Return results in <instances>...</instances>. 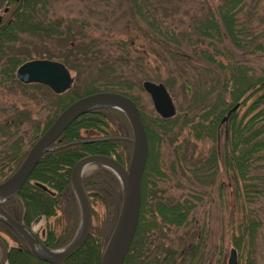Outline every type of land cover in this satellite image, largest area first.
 Segmentation results:
<instances>
[{
	"label": "trees",
	"instance_id": "obj_1",
	"mask_svg": "<svg viewBox=\"0 0 264 264\" xmlns=\"http://www.w3.org/2000/svg\"><path fill=\"white\" fill-rule=\"evenodd\" d=\"M8 1L10 4L6 13L0 14V89L8 92L20 91L23 94L28 92L29 97H33L36 91L43 90L46 94L44 102L48 113L42 121L33 120L27 114L23 115L25 117L13 120L7 113L1 114L5 110L0 108V182L16 169L31 144L48 127L58 112L74 99L98 90H111L128 96L136 104L135 99L128 93L132 83L121 73L115 74L113 70L105 73L103 69L106 63L102 66L95 65L100 71L99 76L94 77L89 72L86 78L80 80L77 74L71 87L59 94L39 83L24 84L18 81L14 71L29 58L27 57L29 54L25 53L23 48L14 45L22 33L46 38L55 37L63 42L69 41L71 45H69L68 55L59 56L60 62L73 70L83 65L84 60H88L89 49L88 42L84 43L76 39L80 34L73 32L71 23L61 28V19L50 20L47 17V6L53 0H7V4ZM245 1L247 0H221L213 12H209L204 19L193 23L190 33L186 31L178 34L159 33L164 43L173 42L177 47L184 46L186 40H192L193 44H198V49H194L197 58L209 64H215L224 77L222 80L218 78L215 81L217 84H211L210 88L192 93L193 98L188 106L190 114L183 117L181 121H178V116L174 115L167 119L154 117L150 123H147L138 108L147 138V158L140 177L138 220L122 264L200 263L202 256L199 251L200 241L184 246L181 243L182 238L179 237L177 242L179 246L181 245V247L178 246L179 248L172 247L171 243L163 242L165 235L162 228L184 226L191 204L186 199L167 201L156 198L155 180L164 174L157 165L156 153L163 141L167 140L170 145L173 144L184 128L191 132L192 140L214 139L216 128L222 117L234 104H237V107L227 116L225 122L226 134L222 163L226 169L233 172L236 185L241 181L242 188L236 187V193L241 190L244 198L247 199L246 202L251 201V197L257 194H264V176L260 177V184L245 182L248 179L250 165L258 157L257 153L264 150V92H261L264 89V69L258 75L250 74L248 66L230 59L231 52L227 46L246 49L251 42L242 37V34H246L245 29L239 25L236 17L238 8ZM138 9H140L139 5L131 2L130 10L138 12L141 19L146 20L145 14ZM225 57L226 61H223ZM247 101L245 112L236 119V109ZM110 122L119 125L118 127L123 131L129 132L125 116L116 109L110 107L93 109L70 122L57 140L51 143V145H58V148L38 158L28 179L43 182L54 188L57 192L55 197L46 195L25 181L16 194L6 201L8 212L17 219H21L20 221L27 226L36 216L41 215L46 220L56 215V210L64 205L63 215L57 216L55 221L57 224L64 219L67 225L65 227L69 229L55 233V229L47 222L49 233L45 239V245L52 248L65 245L76 230L75 200L69 182L70 167L75 161L85 154L111 155L119 146L121 153L116 154V158L121 163L127 162L130 147L127 137L78 142L80 128L89 130V128H97L96 126L100 124L108 125ZM22 123L28 125V134L26 131L19 132ZM114 134L115 131H111L110 135L115 136ZM180 141L187 144L185 137H181ZM191 145L194 146V144ZM181 147L177 143L175 150L181 152ZM216 168L217 153L212 147L205 162L196 168L199 173L201 172L199 176L194 175L197 182H209L207 178L214 175ZM82 181L86 190L87 188L92 190L89 194L92 197L99 196L98 198L104 204L110 205L111 201L115 202L114 211L107 214V221L111 222L116 215L120 195L116 178L105 168L99 167L85 175ZM11 200L13 203L10 205ZM259 224L258 220L244 217L237 227L238 236L233 237V246L239 251H245L248 247L252 248ZM0 228L7 229L1 222ZM104 233L100 229H96L95 232L90 229L82 246L68 256L64 264H100L103 248L100 238ZM7 258V264H46L25 248H9ZM246 264H253L251 258Z\"/></svg>",
	"mask_w": 264,
	"mask_h": 264
},
{
	"label": "rangeland",
	"instance_id": "obj_2",
	"mask_svg": "<svg viewBox=\"0 0 264 264\" xmlns=\"http://www.w3.org/2000/svg\"><path fill=\"white\" fill-rule=\"evenodd\" d=\"M131 2L139 5L138 11L145 14L147 22L141 19L138 12L130 10ZM220 2L221 0H53L47 6V17L50 20L61 19V28L71 23L73 32L80 34L78 37L76 35V39L84 43L88 42V60H84L83 65L77 66L75 70L65 66L72 77L71 85L77 74L80 80L86 78L89 72L94 77L99 76L100 71L95 65L102 66L106 63L103 69L105 73L113 70L115 74L121 73L132 83L128 93L135 99L147 123L159 116L154 112L148 94L141 87L143 80L164 85L175 108L174 115H177L178 121H181L190 114L188 106L193 98L192 93L210 88L211 84H217L215 81L218 78L222 80L224 75L215 64L197 58L194 49H198V44H193L192 40H186L185 43L183 42L184 46L177 47L173 42L164 43L159 33L178 34L181 31L190 33L193 23L213 12ZM9 4V1L5 4L7 8ZM1 13H6V9ZM236 17L239 25L245 29L246 34H242V37L251 42L246 49L227 45L231 52L230 59L248 66L250 74L258 75L264 69V0L245 1L238 8ZM14 45L23 48V51L29 54L27 60L60 61L59 55H68L71 44L69 41L63 42L55 37L46 38L22 33ZM223 61H226V57ZM36 92L33 93V97H29L28 92L23 94L20 91L8 92L0 89V108L5 110L1 114L7 113L13 120L25 117L26 114L33 120H44L48 113L44 102L46 94L43 90ZM261 92H264V89ZM247 104L248 101L238 106L236 119L243 115ZM226 113L222 117L225 119L223 121L221 119L216 128L214 139L192 140L191 132L184 128L173 144L170 145L166 140L157 149V165L164 174L154 179L156 198L167 201L186 199L191 204L184 226L162 228L165 235L163 242L178 247L179 237L182 238L181 243L184 246L200 241L199 251L202 256L199 264H226L230 248L235 249L236 264H246L250 258L253 264H264V194H257L251 197V201L246 202L247 199L244 198L241 190L236 193V187L242 188L241 181L236 185L233 172L223 166ZM118 126L110 122L108 125L100 124L96 126L97 128H89V130L80 128L79 134L83 138L94 135L105 137L110 135L111 131H115L114 135L127 137L129 141L131 138L129 124L128 133ZM20 128L19 132L27 133L29 130L26 123H22ZM181 137L186 138L187 144L180 141ZM177 143L182 146L181 152L175 150ZM191 144L194 146L192 147ZM212 147L217 153V168L214 175L207 178L209 182L199 183L194 175L199 176L201 172L199 173L196 168L205 162ZM128 150L129 160L131 144ZM257 156L250 165L248 179L245 182L260 184V177L264 176V150L257 153ZM128 160L123 163L124 168L127 167ZM95 169L93 164L89 165L83 170V177ZM116 180L119 185L117 178ZM91 192L92 190L87 188V194ZM71 193L75 200L77 228L80 223L79 204L72 188ZM119 193L117 212L121 190ZM98 197L90 195L88 197L91 207L90 229L93 232L96 229L105 232L100 238L101 245L104 246L117 212L111 222L107 221L106 204ZM58 215L59 212L56 210V215L46 220L43 217L38 220L34 218L30 227L32 230H38L48 222L55 230H59L63 227V220L56 224L55 218ZM244 217L258 220L260 224L255 233L253 247L239 251L233 246L232 241L234 236H238L237 227Z\"/></svg>",
	"mask_w": 264,
	"mask_h": 264
},
{
	"label": "water",
	"instance_id": "obj_3",
	"mask_svg": "<svg viewBox=\"0 0 264 264\" xmlns=\"http://www.w3.org/2000/svg\"><path fill=\"white\" fill-rule=\"evenodd\" d=\"M4 2L5 0H0V8ZM15 78L24 84H43L57 94L67 90L72 83V77L65 65L60 61L51 59L24 61L16 68ZM141 87L148 94L152 108L160 118L167 119L174 115L175 108L163 84L143 80ZM236 106L237 104L226 113V116ZM104 107L116 109L127 119L131 130L129 160L127 167L124 168L110 156L90 154L79 158L72 165L70 183L79 204L80 223L74 238L68 245L59 249L47 248L30 229L12 218L0 205V221L21 239L37 258L49 264H63L64 259L75 252L88 236L91 212L87 194L81 183L83 167L88 164L100 165L108 169L119 181L121 190L120 205L114 224L104 243L100 255V264H122L138 220L140 177L147 158V138L137 105L128 96L109 90L88 93L74 99L55 116L48 127L31 144L16 169L0 182L1 204L3 200L19 190L38 158L50 149V144L58 138L70 122L88 111ZM35 185L46 190V187L39 182H35ZM0 248V264H4L7 249L1 239ZM236 263L235 249L230 248L226 264Z\"/></svg>",
	"mask_w": 264,
	"mask_h": 264
},
{
	"label": "flooded vegetation",
	"instance_id": "obj_4",
	"mask_svg": "<svg viewBox=\"0 0 264 264\" xmlns=\"http://www.w3.org/2000/svg\"><path fill=\"white\" fill-rule=\"evenodd\" d=\"M7 0H5V2H4V4H3V6L0 8V11L2 12V11H4V8H6V10H7V6L5 5L7 2H6ZM0 12V13H1ZM43 85V84H42ZM103 139H112V140H115V139H123V137H118V136H112V135H108V136H105V137H98V136H91V137H87V138H83V137H80V139L78 140V142H92V141H97V140H103ZM57 140V139H56ZM55 140V141H56ZM50 149L49 150H47L46 152H48V151H50V150H52V149H56V148H58L59 146L58 145H51L50 144ZM46 152H44V153H46ZM43 153V154H44ZM119 153H121V149H120V147L119 146H117L116 147V150H115V152L113 153V154H111V155H107V156H110V157H112V158H114L116 161H118L117 160V158H116V154L118 155ZM86 155H90V154H85V155H83L82 157H84V156H86ZM101 155H105V154H101ZM81 158V157H80ZM76 162V161H75ZM122 166H123V163H121L120 161H118ZM89 165H91V164H88V165H86V166H89ZM95 167H96V169L97 168H99V167H102V166H100V165H94ZM72 167V166H71ZM71 167H70V171H71ZM104 168V167H103ZM106 169V168H105ZM106 170H108V169H106ZM109 171V170H108ZM110 172V171H109ZM112 173V172H111ZM113 174V173H112ZM30 175V174H29ZM29 175H28V177H29ZM114 175V174H113ZM115 176V175H114ZM28 177L26 178V180L25 181H28V183L29 184H31V185H33V186H35V187H37L36 185H35V182H38V181H34V180H30V179H28ZM82 179H83V175H82V177H81V183H82V185H83V187H84V190H85V192H86V194H87V190H86V187L84 186V183H83V181H82ZM24 181V182H25ZM23 182V183H24ZM69 182H70V172H69ZM39 183H41L42 185H44L45 187H46V190H43V189H41V188H39V187H37L40 191H42L43 193H45L46 195H48V196H50V197H55L56 195H57V192H56V190L54 189V188H52V187H50L49 185H47V184H45V183H43V182H39ZM70 187L72 188V186H71V183H70ZM72 190H73V188H72ZM73 192H74V190H73ZM16 193H14V194H12V195H10L9 197H7L5 200H3L2 202H1V207L4 209V211H6L12 218H14L16 221H18L19 223H22L23 225H25L22 221H20L19 219H17L14 215H12V214H10L9 212H8V210H7V205H6V201H9V199H10V197H13L14 195H15ZM75 194V193H74ZM91 196V195H90ZM76 197V196H75ZM89 197V195L87 194V198ZM88 201H89V198H88ZM11 203H13V201L11 200L10 201V205H11ZM64 204V203H63ZM89 205H90V203H89ZM63 206L64 205H62V208L61 209H57V211L59 212V217H61L62 215H63ZM115 207H116V204H115V202H110V205H108V207H107V204H106V210H108V212H113L114 211V209H115ZM25 208H27V206H25ZM24 208V209H25ZM79 210H80V208H79ZM90 211H91V207H90ZM41 217H43V216H41V215H39V216H36L35 217V220H38L39 218H41ZM63 220V227L61 228H59V230H54L55 231V233H60L62 230H68L69 228H66L65 226H67L66 225V223H65V220L64 219H62ZM1 222V221H0ZM7 229H5L4 228V230H2L1 228H0V239L2 240V242L4 243V245L6 246V249H7V255H6V260H5V262H4V264H7V256H8V250H9V248H12V247H14V248H19V249H23V248H25V249H27V250H29L30 251V249L28 248V246L8 227V226H6L3 222H1ZM31 223V222H30ZM30 223H29V225L27 226V225H25L28 229H30L32 232H33V234H35V236L41 241V243L44 245V246H46L47 248H50V249H59V248H62V247H64V246H66V245H68L70 242H71V240L74 238V236H75V234H76V232H77V230H78V227L76 228V230H75V232H74V234L72 235V237L70 238V240L65 244V245H62V246H60V247H56V248H52V247H50V246H48V245H45V239H46V237L48 236V227H47V225H46V223H45V225H43L42 227L43 228H39L38 230H32V228L30 227ZM69 227V226H68ZM64 228H66V229H64ZM90 230V229H89ZM89 234V233H88ZM59 237V236H58ZM86 240V239H85ZM84 243V242H83ZM82 246V245H81ZM80 246V247H81ZM79 247V248H80ZM78 248V249H79ZM77 249V250H78ZM76 250V251H77ZM31 252V251H30ZM32 253V252H31ZM74 253V252H73ZM73 253H71V254H73ZM0 254H1V248H0ZM33 254V253H32ZM70 254V255H71ZM34 255V254H33ZM70 255H68V256H70ZM35 256V255H34ZM67 256V257H68ZM36 257V256H35ZM66 257V258H67ZM37 258V257H36ZM66 258L64 259V261H63V264L65 263V260H66ZM39 259V258H38ZM39 260H41V259H39ZM43 261V260H42ZM43 262H45V261H43ZM46 264H49V263H47V262H45Z\"/></svg>",
	"mask_w": 264,
	"mask_h": 264
},
{
	"label": "bare ground",
	"instance_id": "obj_5",
	"mask_svg": "<svg viewBox=\"0 0 264 264\" xmlns=\"http://www.w3.org/2000/svg\"><path fill=\"white\" fill-rule=\"evenodd\" d=\"M86 168H88V166L83 167V170H85Z\"/></svg>",
	"mask_w": 264,
	"mask_h": 264
}]
</instances>
